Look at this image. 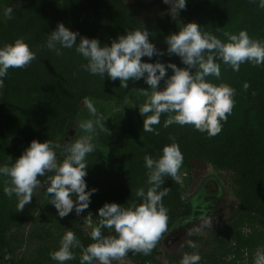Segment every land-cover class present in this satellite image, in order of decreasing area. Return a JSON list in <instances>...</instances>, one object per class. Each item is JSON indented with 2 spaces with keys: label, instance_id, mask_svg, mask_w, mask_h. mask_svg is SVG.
I'll return each instance as SVG.
<instances>
[{
  "label": "trees",
  "instance_id": "16d2710c",
  "mask_svg": "<svg viewBox=\"0 0 264 264\" xmlns=\"http://www.w3.org/2000/svg\"><path fill=\"white\" fill-rule=\"evenodd\" d=\"M163 0H24L12 8L11 19L0 15V47L23 39L36 55L25 68H10L0 85V166L13 162L30 146L32 140H51L59 143L56 149L58 160L64 159L62 151L72 124L78 121L84 99L93 98L121 104L131 98L134 111L124 114L115 112L105 120L111 135L99 132L94 135L95 151L87 157L85 181L87 189L96 188L89 208L79 216L73 210L61 219L55 207L49 203L46 193V174L38 177L41 187L34 192L32 202L23 211H17V199L4 194L7 177L0 176V264H58L50 253L58 250L61 237L73 231L84 247L93 241L85 218L92 215L95 225L98 209L105 203H118L127 207L131 201L137 204L143 198L136 190L147 183L144 156L158 159L166 145H171L169 136L175 137L183 155L182 166L186 170L184 184L165 178L163 187L170 188L163 204L168 209V231L164 233L150 255L129 252L126 256L132 264H180L183 253L197 252L199 264H239L248 260L254 264V252L264 247V64L254 66L251 62L240 65L234 71L230 65L220 64L221 75L206 77L214 85L228 84L235 89L232 113L227 121H221L222 130L214 137L200 132L192 125L173 124L163 127L166 114L154 132L143 131V117L139 106L146 99L140 95L142 88L149 86L143 79L129 81L128 88H121L120 81L107 76L102 79L83 70L80 65L87 61L72 49H62L57 56L46 47L47 39L57 24L62 22L72 31L88 38H97L101 46L126 31L147 30L158 49L166 52L165 37L189 22L199 25L201 33H211L226 42L225 32L239 34L247 31L250 38L264 44V8L260 0H186V9L172 19L168 10L147 14ZM79 36L77 41H79ZM185 67L176 55L142 57L145 62L156 60ZM194 71V70H193ZM173 74L167 70L165 79L158 85L165 87V80ZM248 82L247 92L243 84ZM151 91V89H149ZM255 92V95L252 93ZM139 117V122L135 119ZM158 132L159 134H155ZM107 150V154L104 153ZM212 166L217 171L228 173L231 188L238 201L232 207L226 224L218 227L209 239L206 248H199L198 235L189 236L197 248L185 244L181 253L166 252L167 263L159 259L160 246L165 243L175 223L193 214L191 199H185L187 191L193 192L199 180ZM193 190V191H192ZM29 220L30 232L27 234ZM105 236L116 235L114 230L103 229ZM27 243L23 253L18 249ZM76 258L65 264H80L81 249H73ZM180 257V259H179Z\"/></svg>",
  "mask_w": 264,
  "mask_h": 264
},
{
  "label": "clouds",
  "instance_id": "9594fccd",
  "mask_svg": "<svg viewBox=\"0 0 264 264\" xmlns=\"http://www.w3.org/2000/svg\"><path fill=\"white\" fill-rule=\"evenodd\" d=\"M163 3L170 6L168 11L173 20L179 17L181 10L186 9V0H163ZM259 7L264 8V0H260ZM12 15L11 7L4 10L7 19H11ZM151 35L147 30L126 31L125 35L112 40L110 45L101 46L97 38L82 36L60 22L50 32L46 47L57 56L63 55L62 49L75 48L87 61L80 65L83 70L102 79L107 76L112 81L119 80L121 88H128L130 80L143 79L149 86L140 90V95L146 98L139 106L144 132H154L153 126L160 124L162 114H166L164 128L173 124L192 125L209 137L216 136L222 130L221 121H227L232 113L235 89L224 83L214 85L207 82L206 77H220L217 60L230 65L234 71H239L240 65L245 62H251L254 66L264 64V44L250 38L245 30L238 35L225 32L227 41L224 42L211 33H201L195 22L184 24L178 32L165 37L166 52L151 42ZM163 55L178 56L185 67L171 62L165 64L159 59L154 63L142 60V57L151 59ZM35 58V53L21 38L5 44L0 47V78L6 77L10 68L27 67ZM168 69L173 74L165 80V87L159 89L158 85L165 79ZM2 84L3 79H0ZM249 88L250 84L245 82L244 91L247 92ZM84 104L96 119L84 120L79 124L87 134L63 145L62 161L58 160L56 153V149H61L59 143L34 139L14 162L12 156L8 155V163L0 166V176L8 178L3 188L4 194L9 198L15 195L17 211H23L32 202L35 190L42 186L38 177L48 173L53 174L47 177L48 202L55 207L61 219L73 210L79 216L89 208L91 196L97 189L86 190V157L95 151L92 143L94 135L99 132L111 135V131L105 126L106 119L97 112L93 102L85 98ZM169 139L173 143L164 146L158 159L144 156L150 187L146 192L143 188L136 190V196L143 198V202L137 204L131 201L127 207L115 202L105 203L98 209L99 219L95 225L92 215L85 218L93 242L84 247L73 231H67L60 239L58 250L50 253L52 260L58 264L74 260L73 249L77 248L81 249L80 264H93L94 261L112 264L113 261H123L129 252L151 254L168 231V209L162 201L170 188L163 187L165 178L170 177L176 183L183 182L180 175L183 155L175 137L170 135ZM203 227H213L210 217L202 218L201 225L188 229V234L198 233ZM105 228L114 230L116 235H103ZM187 245L192 249L197 248L192 240H188ZM200 260L197 252L184 253L180 264H199ZM254 264H264V248L256 250Z\"/></svg>",
  "mask_w": 264,
  "mask_h": 264
},
{
  "label": "rangeland",
  "instance_id": "374dc122",
  "mask_svg": "<svg viewBox=\"0 0 264 264\" xmlns=\"http://www.w3.org/2000/svg\"><path fill=\"white\" fill-rule=\"evenodd\" d=\"M24 0H0V15L4 16V10L8 7L16 8L23 4ZM169 5L164 4L163 2L160 5H156L154 8L149 10L147 14H156L162 11L169 9ZM90 99L94 106L97 109V112L108 119L115 112L122 111L124 114H128V111H134V105L132 104L131 98L127 97L125 101L121 104L115 102H105L93 98ZM92 119L95 120L96 117L92 116L86 106L81 111L78 121L74 122L70 128L68 137H65L66 141H71L79 139L81 136L86 135L80 127L79 124L84 121ZM135 119L139 122V117L135 114ZM95 145V143L92 141ZM104 153L107 154V150L104 149ZM59 154L57 153V158ZM186 170L183 166L180 169V175L182 176L184 184ZM194 190V191H193ZM193 192L187 191L184 194L185 199H191L193 203V214L188 218L179 219L169 235L165 238V243L160 246V255L159 259L162 263H167L166 252L172 254L181 253L184 249L185 244L189 236L198 235L201 237L199 239L200 243L198 244L199 248L208 247L205 244L204 240L209 239L212 236V233L216 231L218 227L226 224L227 218L230 216L232 207L238 206V201L235 197V194L231 188L229 176L227 172L217 171L212 166L209 167L207 174L199 180V183L196 184ZM210 217L213 221V227H203L200 228L198 233L188 234V229L199 227L202 223V218ZM30 220L28 223V228L26 229L27 234L30 232ZM214 224H217L216 226ZM87 226V225H86ZM30 228V230H29ZM88 230L91 229L87 226ZM29 248L27 243H24L20 249H18V254L23 253V251ZM264 248V247H263ZM256 252V251H255ZM254 252V256H255ZM184 254V253H183ZM180 259V257H179ZM249 259H246L245 262H240L239 264H249ZM93 264H99L98 261H94ZM112 264H132V262L124 258L123 261H113Z\"/></svg>",
  "mask_w": 264,
  "mask_h": 264
}]
</instances>
